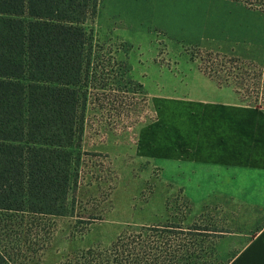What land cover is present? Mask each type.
<instances>
[{
    "label": "rangeland",
    "instance_id": "obj_1",
    "mask_svg": "<svg viewBox=\"0 0 264 264\" xmlns=\"http://www.w3.org/2000/svg\"><path fill=\"white\" fill-rule=\"evenodd\" d=\"M263 10L264 0H94L83 25L78 89L85 97L81 132L70 148L75 160L67 210L61 216L0 211V252L7 262L64 264L143 227L198 222L221 231L201 240L199 264H230L264 225L260 199L235 195L245 196L251 181L260 189L259 178L248 175L244 182L243 172H199L166 155L170 137L159 135L157 146L142 130L159 120L158 105L166 101L178 105L164 106L175 114L178 132L181 122L191 127L188 139L191 101L264 112L236 94L242 87L229 61L209 57L240 59L264 72ZM173 149L178 154L183 148Z\"/></svg>",
    "mask_w": 264,
    "mask_h": 264
},
{
    "label": "trees",
    "instance_id": "obj_2",
    "mask_svg": "<svg viewBox=\"0 0 264 264\" xmlns=\"http://www.w3.org/2000/svg\"><path fill=\"white\" fill-rule=\"evenodd\" d=\"M93 6L94 0H0V211L61 216L67 210L75 160L70 148L81 132L85 97L78 89L83 25ZM209 57L228 60L242 87L236 94L264 110V72L240 59ZM213 232L221 231L198 222L143 227L64 264H199V244ZM0 264H9L1 252Z\"/></svg>",
    "mask_w": 264,
    "mask_h": 264
},
{
    "label": "crops",
    "instance_id": "obj_3",
    "mask_svg": "<svg viewBox=\"0 0 264 264\" xmlns=\"http://www.w3.org/2000/svg\"><path fill=\"white\" fill-rule=\"evenodd\" d=\"M191 102L192 107L186 108L190 110L187 118L194 124L192 138L188 139L191 127H185L182 122L178 125L183 129L178 132L177 127L174 126L175 114L168 113L169 107L166 113L164 112L167 103L178 105L166 101L158 105L159 120L142 130V136H149L146 142L158 146L161 143L159 135L170 137L169 141L165 139L167 143L165 147H169L165 150L166 155L174 156L181 162H188V167L194 166L199 172L204 173L205 169L215 174L222 171H229V175L243 172L246 175L244 182L250 181L248 175L259 178L260 189L256 182L251 181L252 190L247 186L245 196L240 191L235 195L247 199H260L259 205H264V112L238 104L201 105L198 102ZM186 139L193 142L190 143ZM175 144L182 145V152L176 154L173 149ZM235 181L241 182L237 179ZM256 190L260 191L259 196L256 195ZM230 264H264V225Z\"/></svg>",
    "mask_w": 264,
    "mask_h": 264
}]
</instances>
